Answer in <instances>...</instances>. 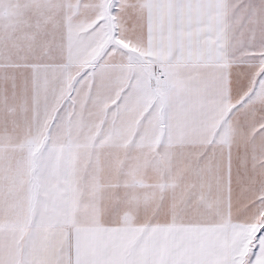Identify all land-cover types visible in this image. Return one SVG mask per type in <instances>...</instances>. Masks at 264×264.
<instances>
[{
	"label": "snow or ice",
	"instance_id": "6c2138e0",
	"mask_svg": "<svg viewBox=\"0 0 264 264\" xmlns=\"http://www.w3.org/2000/svg\"><path fill=\"white\" fill-rule=\"evenodd\" d=\"M0 264H264V0H0Z\"/></svg>",
	"mask_w": 264,
	"mask_h": 264
}]
</instances>
